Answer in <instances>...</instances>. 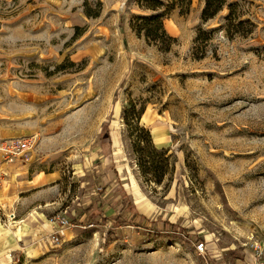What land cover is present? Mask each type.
Segmentation results:
<instances>
[{
    "label": "rangeland",
    "instance_id": "obj_1",
    "mask_svg": "<svg viewBox=\"0 0 264 264\" xmlns=\"http://www.w3.org/2000/svg\"><path fill=\"white\" fill-rule=\"evenodd\" d=\"M230 4L252 33L193 0L162 52L136 0H0V135L35 136L30 171L56 177L32 244L0 190L18 215L0 212V264H264V0Z\"/></svg>",
    "mask_w": 264,
    "mask_h": 264
},
{
    "label": "trees",
    "instance_id": "obj_2",
    "mask_svg": "<svg viewBox=\"0 0 264 264\" xmlns=\"http://www.w3.org/2000/svg\"><path fill=\"white\" fill-rule=\"evenodd\" d=\"M203 1L205 2V7L203 9V20L205 22L218 16L228 6L230 8V14L227 17L229 21L227 25L229 27L228 31L234 34L252 33V30L247 32L244 31V33L241 31V28L246 23H250V21L240 19L241 12L238 9V4H230V0ZM136 3L143 13L136 15L132 21L133 31L138 37L145 38L149 44L155 45L160 51L170 52L177 42V38L168 33L165 27V18L169 17L177 10L182 14L187 13L191 8L193 0H136ZM87 14L89 16H94L88 11ZM77 29L80 30L79 27H77ZM211 37V32L204 29L199 30L193 49L195 58L204 59L207 56V44L211 40ZM143 112L142 109L140 115ZM136 117L138 120L140 119V116ZM108 124V121H105L102 129L106 128ZM159 182H162V179H160Z\"/></svg>",
    "mask_w": 264,
    "mask_h": 264
},
{
    "label": "crops",
    "instance_id": "obj_3",
    "mask_svg": "<svg viewBox=\"0 0 264 264\" xmlns=\"http://www.w3.org/2000/svg\"><path fill=\"white\" fill-rule=\"evenodd\" d=\"M116 141L120 142V139L117 137ZM2 169L6 171L7 177L1 189L3 193L7 191L5 198L10 200L9 202H15L17 208L13 207L12 209H18L21 217L15 225L18 227L17 232L19 229L17 233L19 242L24 244L35 243L43 236L45 230H50L52 227V222L46 216L47 209L44 208L42 198L48 192L45 187L56 179L55 173L45 171L32 173L28 165L12 166L5 164ZM109 170H114L115 176L118 177L120 169L117 163ZM108 176L110 177V175Z\"/></svg>",
    "mask_w": 264,
    "mask_h": 264
},
{
    "label": "built area",
    "instance_id": "obj_4",
    "mask_svg": "<svg viewBox=\"0 0 264 264\" xmlns=\"http://www.w3.org/2000/svg\"><path fill=\"white\" fill-rule=\"evenodd\" d=\"M37 146L36 137L31 136H20V137H6L0 135V189L5 183L6 180V171L2 169V166L12 165V166H23L28 165L30 168V154ZM8 209L7 203L0 202V212L4 213L6 219L8 221H16L18 219V215L15 211H9L6 213ZM63 227H74V223L72 220L67 219L66 217L62 218ZM62 231H58V235L55 237V241L57 243L61 242ZM199 251H204L205 243L201 242L196 245Z\"/></svg>",
    "mask_w": 264,
    "mask_h": 264
},
{
    "label": "bare ground",
    "instance_id": "obj_5",
    "mask_svg": "<svg viewBox=\"0 0 264 264\" xmlns=\"http://www.w3.org/2000/svg\"><path fill=\"white\" fill-rule=\"evenodd\" d=\"M119 111H120V107L117 104L116 114H119ZM158 133H159V131H155V136H157V140L158 141L162 142L163 139H164V136H162V134H158ZM143 207L150 210V209H152L153 206L152 205H149L148 203H146V204L143 205ZM18 232H19V229H18Z\"/></svg>",
    "mask_w": 264,
    "mask_h": 264
}]
</instances>
